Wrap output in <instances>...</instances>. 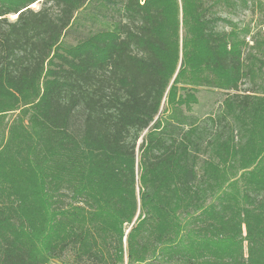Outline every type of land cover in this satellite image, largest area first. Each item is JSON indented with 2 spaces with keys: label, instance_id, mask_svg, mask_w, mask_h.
<instances>
[{
  "label": "trees",
  "instance_id": "obj_1",
  "mask_svg": "<svg viewBox=\"0 0 264 264\" xmlns=\"http://www.w3.org/2000/svg\"><path fill=\"white\" fill-rule=\"evenodd\" d=\"M257 11L0 0V264H264Z\"/></svg>",
  "mask_w": 264,
  "mask_h": 264
},
{
  "label": "rangeland",
  "instance_id": "obj_2",
  "mask_svg": "<svg viewBox=\"0 0 264 264\" xmlns=\"http://www.w3.org/2000/svg\"><path fill=\"white\" fill-rule=\"evenodd\" d=\"M43 6L42 3L35 4L32 6L33 10L38 11ZM16 16L10 17V20H14ZM264 15L260 12H256L254 15H250L247 18V21L252 24V26H257L261 21H263ZM79 38L78 34L71 32L69 35L66 36L65 41L67 43L73 44ZM199 102L198 106L194 107V111L197 114H207V113H214L218 109V102H219V95L213 94L212 92L208 91H200L198 93ZM165 105L162 106L161 111L164 113Z\"/></svg>",
  "mask_w": 264,
  "mask_h": 264
},
{
  "label": "water",
  "instance_id": "obj_3",
  "mask_svg": "<svg viewBox=\"0 0 264 264\" xmlns=\"http://www.w3.org/2000/svg\"><path fill=\"white\" fill-rule=\"evenodd\" d=\"M15 18H17V17H15Z\"/></svg>",
  "mask_w": 264,
  "mask_h": 264
}]
</instances>
